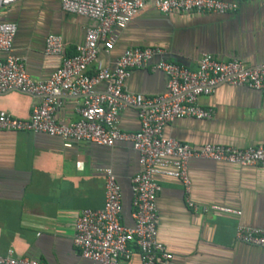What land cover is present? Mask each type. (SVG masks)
<instances>
[{
    "label": "crops",
    "instance_id": "crops-1",
    "mask_svg": "<svg viewBox=\"0 0 264 264\" xmlns=\"http://www.w3.org/2000/svg\"><path fill=\"white\" fill-rule=\"evenodd\" d=\"M0 20L17 25L14 55L24 60L31 78L41 81L61 65L59 57L45 54L46 38L61 36L65 54L73 56L86 30L95 25L64 12L60 0H21L1 10ZM133 47H161L168 61L191 70L205 53L255 68L264 63V0H244L236 12L223 15H163L149 7L120 33L112 51L100 52L89 75L113 69ZM125 88L158 97L167 91V77L151 68L136 69ZM104 90V84L96 88ZM58 101L57 122H76L83 97L62 95ZM41 102V97L11 91L0 94V111L29 120ZM199 103L213 111L212 119L177 120L166 126L165 136L190 146L264 144V92L221 85ZM119 126L125 133L137 132V110H123ZM138 157L130 142L106 148L31 132H0V255L13 252L43 264H98L82 258L73 244L76 219L83 210L103 209L104 171L111 169L122 189V223L133 226L131 180L139 171ZM188 175L192 201L241 215L194 213L182 183L160 177L158 238L174 256L171 264H264V248L235 238L239 225L264 230V168L191 160ZM133 250L129 264H142L139 250Z\"/></svg>",
    "mask_w": 264,
    "mask_h": 264
},
{
    "label": "built area",
    "instance_id": "built-area-1",
    "mask_svg": "<svg viewBox=\"0 0 264 264\" xmlns=\"http://www.w3.org/2000/svg\"><path fill=\"white\" fill-rule=\"evenodd\" d=\"M21 0H0V11ZM244 0H60L64 12L92 20L83 44L75 54H65L61 36L49 35L45 54L59 57L60 67L46 81L29 76L25 62L14 55L17 25L0 20V94L18 91L42 98L29 120H20L0 111V132H31L52 138L88 142L112 148L117 142H130L138 153L139 171L131 180L133 226L122 223V189L111 169L105 173V202L101 210H83L74 225L73 244L80 256L98 264H129L134 248L142 264H171L173 255L159 241L157 197L160 177L179 180L187 206L194 213H220L240 216L241 212L219 206H199L191 199L188 164L208 160L239 167L264 168V144L246 148L212 145L190 146L164 134L166 126L181 120H210L213 111L204 109L199 100L212 95L221 85L246 87L264 92V63L246 68L233 59L220 62L202 54L197 69L168 61L161 47L126 49L113 69H101L89 75L101 51L114 49L120 33L146 9L152 7L163 15L228 14L236 12ZM151 68L167 77V91L158 97H145L126 90L132 71ZM105 85L103 92L96 88ZM62 95L83 97L76 122L56 120ZM127 108L137 110L140 129L125 133L119 126L120 114ZM241 244L264 248V230L239 225L235 234ZM0 264H43L13 252L0 255Z\"/></svg>",
    "mask_w": 264,
    "mask_h": 264
}]
</instances>
